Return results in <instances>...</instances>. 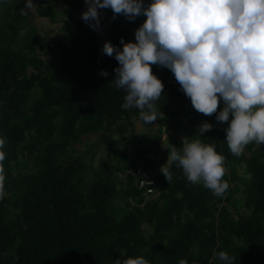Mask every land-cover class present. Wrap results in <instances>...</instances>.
I'll use <instances>...</instances> for the list:
<instances>
[{"label": "trees", "instance_id": "trees-1", "mask_svg": "<svg viewBox=\"0 0 264 264\" xmlns=\"http://www.w3.org/2000/svg\"><path fill=\"white\" fill-rule=\"evenodd\" d=\"M33 1L50 22L64 6L53 41L41 43L16 0H0V137L7 139L0 264H112L141 255L149 264H223L213 258L220 251L234 264H264V145L233 155L228 122L195 111L173 73L158 66L152 73L164 86L156 102L163 116L153 139L126 155L121 139L132 136L139 110L121 107L126 92L112 83L119 64L102 48L106 41L122 48L121 38L135 43L136 30L116 25L99 40L81 19L84 0ZM204 122L212 130L200 139L226 158L222 196L188 182L175 163L166 165L171 181L160 171L171 147H182L178 133L191 138ZM90 134L115 148L113 164L93 160L97 151L83 143ZM141 171L150 181L144 188L137 187Z\"/></svg>", "mask_w": 264, "mask_h": 264}, {"label": "clouds", "instance_id": "clouds-1", "mask_svg": "<svg viewBox=\"0 0 264 264\" xmlns=\"http://www.w3.org/2000/svg\"><path fill=\"white\" fill-rule=\"evenodd\" d=\"M87 10L81 19L93 30L100 24L98 9L110 8L113 19L123 15L129 21L143 15V24L135 31V43L121 38L118 49L105 42L102 52L118 62L112 83L124 89L125 110H139L145 124L163 116L156 102L163 83L152 73V65L170 70L180 89L190 99L192 108L204 116L216 115L218 122H228L226 142L230 152L239 156L255 142L264 145V0H84ZM34 7L25 0V8ZM27 14V11H24ZM107 77V72H101ZM220 100L223 108L217 113ZM231 117V119H230ZM204 122L197 135L183 138L182 147H171L167 162L160 169L169 182L170 167L175 163L187 181L200 184L222 196L229 188L223 179L225 157L214 144L200 137L211 131ZM5 137H0V199L5 196ZM223 264L234 258L220 251L214 253ZM112 264H149L144 256L115 259ZM179 264H188L181 259Z\"/></svg>", "mask_w": 264, "mask_h": 264}, {"label": "rangeland", "instance_id": "rangeland-1", "mask_svg": "<svg viewBox=\"0 0 264 264\" xmlns=\"http://www.w3.org/2000/svg\"><path fill=\"white\" fill-rule=\"evenodd\" d=\"M32 3L34 5V1L32 0ZM16 4L19 6V10L21 13H24V11H27L26 14V20H27V27L28 28H35L36 29V36L40 38L41 43H44L46 41H52L53 39H56L58 36V28L60 26L59 22L57 21L58 18L55 17L52 22H50L48 19L44 17H39L36 12L34 7L31 10H28L25 8V0H16ZM113 20L116 25H123V26H128V25H133L135 29H137L136 22L129 21L125 16L123 15H116L115 19ZM157 65H152V71L157 68ZM220 106L223 108V101L220 100L219 102ZM133 124H134V132H132V136H128L125 139H121V143L126 144V148L124 149L125 154L128 155L131 153L133 150H135L137 147L146 144L148 140L151 138V135L155 132V122L153 121L151 124H145L140 117H135L132 118ZM179 137H178V142L182 144L183 138L188 137L187 130L179 132ZM96 138L97 135L90 134L88 135L83 143H86L88 145H91L93 149L97 151V153L94 156V161L95 162H100V163H108V164H113L114 161L117 159L115 153V148H106L103 143H96ZM120 137H117L119 139ZM153 138H151L152 140ZM83 143L76 144L75 147L77 150H83ZM120 145L116 147L119 148ZM122 150V149H120ZM167 155L164 158V163L167 162ZM245 155L246 152H244ZM146 156V155H144ZM122 179V174H116L115 177V183H120ZM240 195V194H239ZM238 196V194H237ZM239 196V201L242 204V198Z\"/></svg>", "mask_w": 264, "mask_h": 264}, {"label": "crops", "instance_id": "crops-1", "mask_svg": "<svg viewBox=\"0 0 264 264\" xmlns=\"http://www.w3.org/2000/svg\"><path fill=\"white\" fill-rule=\"evenodd\" d=\"M151 2L152 0H143L145 7H147V5L150 4ZM63 8L64 6L62 4H58L56 6V16L55 17L58 18L57 21L59 22V24L63 18ZM98 13H99V20H100V24L98 27V32H99L98 39L102 40L114 31L116 23L113 20H111L113 18V12L110 8L98 9ZM139 17H136L133 22H136V19H138ZM131 27L133 30H136L134 29V26H132V24H131ZM132 37H133V40H135V33L133 34Z\"/></svg>", "mask_w": 264, "mask_h": 264}, {"label": "built area", "instance_id": "built-area-1", "mask_svg": "<svg viewBox=\"0 0 264 264\" xmlns=\"http://www.w3.org/2000/svg\"><path fill=\"white\" fill-rule=\"evenodd\" d=\"M146 19V17L143 18V20H141V23L143 24L144 20ZM165 150V146L162 145L160 150H158V153H162ZM137 174L140 173L139 170H137L136 172ZM141 178H139L138 182H137V187L138 188H144L145 186L150 184V181L147 179V174L144 171H141ZM146 192H149V189H146Z\"/></svg>", "mask_w": 264, "mask_h": 264}, {"label": "bare ground", "instance_id": "bare-ground-1", "mask_svg": "<svg viewBox=\"0 0 264 264\" xmlns=\"http://www.w3.org/2000/svg\"><path fill=\"white\" fill-rule=\"evenodd\" d=\"M47 1V0H46Z\"/></svg>", "mask_w": 264, "mask_h": 264}]
</instances>
